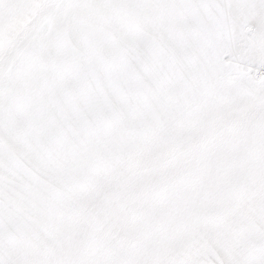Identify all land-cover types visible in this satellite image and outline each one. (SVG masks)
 Segmentation results:
<instances>
[{"label":"snow or ice","instance_id":"obj_1","mask_svg":"<svg viewBox=\"0 0 264 264\" xmlns=\"http://www.w3.org/2000/svg\"><path fill=\"white\" fill-rule=\"evenodd\" d=\"M0 264H264V0H0Z\"/></svg>","mask_w":264,"mask_h":264}]
</instances>
